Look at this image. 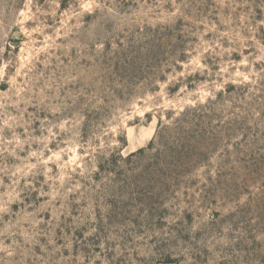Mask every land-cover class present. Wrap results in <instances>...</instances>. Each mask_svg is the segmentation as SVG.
I'll return each instance as SVG.
<instances>
[{
    "label": "rangeland",
    "instance_id": "1",
    "mask_svg": "<svg viewBox=\"0 0 264 264\" xmlns=\"http://www.w3.org/2000/svg\"><path fill=\"white\" fill-rule=\"evenodd\" d=\"M0 264H264V0H0Z\"/></svg>",
    "mask_w": 264,
    "mask_h": 264
}]
</instances>
